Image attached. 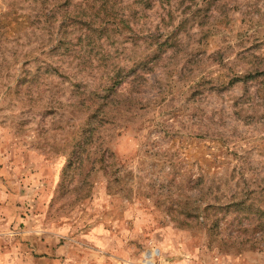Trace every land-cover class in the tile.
Returning <instances> with one entry per match:
<instances>
[{
    "label": "rangeland",
    "instance_id": "374dc122",
    "mask_svg": "<svg viewBox=\"0 0 264 264\" xmlns=\"http://www.w3.org/2000/svg\"><path fill=\"white\" fill-rule=\"evenodd\" d=\"M242 201L264 0H0V264H264Z\"/></svg>",
    "mask_w": 264,
    "mask_h": 264
},
{
    "label": "trees",
    "instance_id": "16d2710c",
    "mask_svg": "<svg viewBox=\"0 0 264 264\" xmlns=\"http://www.w3.org/2000/svg\"><path fill=\"white\" fill-rule=\"evenodd\" d=\"M147 1H149V0H147ZM244 204H245V209H244ZM233 207H238L240 209L238 211H240V212L247 211V212H249V214H253L255 216L258 215L257 218H258V222H260L259 224L264 225V210H259V208L255 207V205H253V204L246 205V202L243 203V201L234 205ZM258 227L261 229L262 226H258Z\"/></svg>",
    "mask_w": 264,
    "mask_h": 264
}]
</instances>
